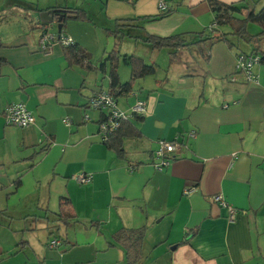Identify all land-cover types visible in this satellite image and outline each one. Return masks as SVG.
Masks as SVG:
<instances>
[{
    "label": "crops",
    "instance_id": "0c3cea01",
    "mask_svg": "<svg viewBox=\"0 0 264 264\" xmlns=\"http://www.w3.org/2000/svg\"><path fill=\"white\" fill-rule=\"evenodd\" d=\"M160 1L0 0V264H126L115 236L142 228L139 264H264V63L253 69L257 82L236 74L237 54H252V47L230 25L214 24L208 0H165L169 14L152 20L164 13ZM219 1L255 13L264 8V0ZM75 10L89 21L69 19L62 34L87 53L83 64H70L57 41L50 52L40 46L44 28L57 34L56 20L45 23L41 14ZM117 24L133 36H181L187 44L173 52L162 77L140 79L116 97L126 113L147 103L146 115L128 122L136 134L123 139L124 156L100 136L107 112L87 106L110 92L108 56L128 55L123 39L108 35ZM212 30L233 48L207 43L206 61L197 42ZM247 31L263 33L255 24ZM259 46L264 53V36ZM131 72L121 58L122 84ZM17 103L33 113L34 125L6 124V108ZM177 139L188 148L156 170L158 142ZM80 175L91 181L79 184ZM219 194L237 210L234 223L212 201ZM61 198L76 215L67 223ZM53 239L62 240L60 248L49 249Z\"/></svg>",
    "mask_w": 264,
    "mask_h": 264
},
{
    "label": "trees",
    "instance_id": "16d2710c",
    "mask_svg": "<svg viewBox=\"0 0 264 264\" xmlns=\"http://www.w3.org/2000/svg\"><path fill=\"white\" fill-rule=\"evenodd\" d=\"M208 3L212 12L215 15L214 24L218 27L230 25L234 29L233 35L236 36L239 40L244 41L246 44L252 47V54L238 53L237 59L243 54L246 56L257 55L260 56V63H264V53L260 51V46H259L260 39L261 37L264 36V8L259 13H255V11L250 9L249 7L239 8L236 5H226L220 2L219 0H208ZM167 14H169L168 11L160 14L158 17L153 18L152 20L160 19L162 17H165ZM236 15H242L245 18L242 20L237 19L235 17ZM69 19H74L83 22L89 21L86 13L83 12L82 10H75L74 13H72L71 15L64 14L63 22H66ZM248 24H255L262 27L263 29L262 35L260 37H254L249 35L247 31ZM126 26H127L126 24H122V25L117 24L116 29L114 31H110V30L107 31L108 35L115 36L120 39L128 36L133 39H141L144 43L148 44L152 49H161L166 47V48L174 49V51H176L179 48L187 47V44H185V41L182 39L181 36L161 38L147 34L144 38H142L139 36H133L129 34V30L126 33L124 30H121L122 27L124 28ZM215 33L217 32L212 30V34L210 35L206 36L205 34H203L200 37V40L197 42V46H199L200 52L202 53L206 61H209V57H210L209 55L208 56L206 55V51L204 50L205 49L204 47L206 46L207 43H209V47H210L211 45L219 41H226L229 43V47L231 49L233 48V44L229 42L230 40L227 38V35L224 34L217 35ZM1 45L2 43L0 39V46ZM64 54L66 60L70 64H83L86 61H88L87 53L79 46H76L74 43L71 44L70 46L64 47ZM121 58L131 67V71H132L131 79L126 84H122L120 82L119 74H118V67ZM108 59L112 63V67L110 71L111 86H110V92L108 93L112 95L115 99L121 94L130 93L133 90L136 81L143 79L147 76L157 74V69L154 65H148L143 59L136 56H132V55L120 56L117 51H114L108 56ZM86 68L90 70L91 66L86 65ZM236 74L240 75L241 73L236 71ZM133 118H142V117L134 116L127 121L126 120L120 121L119 128L115 131V133L112 134V136L108 140L104 141L105 143H109L108 145L112 149H114L119 156H124L125 154L123 148V139L128 136H135L136 134L133 133L134 131L131 129V126L128 125V122H130V120ZM157 151H155L154 153V159H155L154 164L156 163L157 160L156 157ZM172 160H175V158L172 157ZM60 206H61L60 217L63 222L67 223L70 219L76 217V215L73 212H71L72 204L69 199L61 198ZM145 236H146V228H142L138 230H121L116 234L115 241L119 245H121L126 251L127 254L126 264L140 263L142 258V250H143Z\"/></svg>",
    "mask_w": 264,
    "mask_h": 264
},
{
    "label": "built area",
    "instance_id": "2783aa9c",
    "mask_svg": "<svg viewBox=\"0 0 264 264\" xmlns=\"http://www.w3.org/2000/svg\"><path fill=\"white\" fill-rule=\"evenodd\" d=\"M160 10L162 12L167 11V5L165 0L160 1ZM57 35V34H56ZM51 33V29L44 28L42 30L40 38V46L44 52H50L53 44L57 41L63 47L70 46L74 43L73 39L64 34H60V37ZM260 63V56L257 55H242L237 59V72L244 75L245 79L249 82H257V78L253 73V69ZM87 106L89 109L98 110L101 112H107V117L100 123V136L103 141L108 140L113 133L119 128V123L122 120H129L134 116L144 117L147 113V103L145 101H138L132 108L130 113L121 111L118 108L116 99L108 92H99L88 100ZM6 124L10 126H16L19 128H27L34 125L36 119L33 113L27 108L24 103H17L10 105L4 112ZM89 117L86 116V120ZM64 123L70 126V122L65 120ZM196 132H190L188 138L195 137ZM159 150L156 152V163L154 164L156 170L162 171L168 167L172 160V154L183 148H188V145L184 143V140L177 139L173 142L160 141ZM79 184H87L91 181V176L80 175L76 177ZM193 190H187L186 194L192 193ZM212 201L221 208H227L229 210V222L234 223L237 218V210L232 208L230 204L225 200L223 195H216L212 198ZM62 240L53 239L49 243L51 249L60 248Z\"/></svg>",
    "mask_w": 264,
    "mask_h": 264
},
{
    "label": "rangeland",
    "instance_id": "374dc122",
    "mask_svg": "<svg viewBox=\"0 0 264 264\" xmlns=\"http://www.w3.org/2000/svg\"><path fill=\"white\" fill-rule=\"evenodd\" d=\"M113 38L115 40L119 39L115 36H113ZM122 39L123 40L120 41L119 47H121L124 53L139 57L143 59L148 65H154L157 69V75L161 77L167 69H170L171 62L174 60V56H176V54L173 53L174 49L171 48L165 47L161 49H152L143 42L139 41L140 39H133L130 37H125ZM49 249L51 248L49 247Z\"/></svg>",
    "mask_w": 264,
    "mask_h": 264
},
{
    "label": "water",
    "instance_id": "95a60500",
    "mask_svg": "<svg viewBox=\"0 0 264 264\" xmlns=\"http://www.w3.org/2000/svg\"><path fill=\"white\" fill-rule=\"evenodd\" d=\"M58 14V15H57ZM41 20L45 23H54L57 22V36L60 37V34L63 32L64 24V14H60L57 11H49L44 14H41ZM49 27H46L48 29Z\"/></svg>",
    "mask_w": 264,
    "mask_h": 264
}]
</instances>
